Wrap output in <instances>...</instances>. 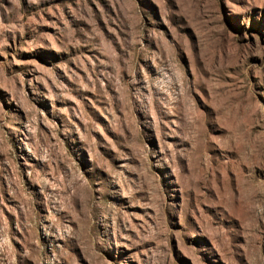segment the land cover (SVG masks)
Instances as JSON below:
<instances>
[{
	"label": "rangeland",
	"instance_id": "obj_1",
	"mask_svg": "<svg viewBox=\"0 0 264 264\" xmlns=\"http://www.w3.org/2000/svg\"><path fill=\"white\" fill-rule=\"evenodd\" d=\"M0 264H264V0H0Z\"/></svg>",
	"mask_w": 264,
	"mask_h": 264
}]
</instances>
